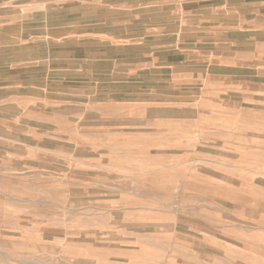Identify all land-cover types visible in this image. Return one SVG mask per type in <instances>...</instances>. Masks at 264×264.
<instances>
[{
    "label": "rangeland",
    "instance_id": "1",
    "mask_svg": "<svg viewBox=\"0 0 264 264\" xmlns=\"http://www.w3.org/2000/svg\"><path fill=\"white\" fill-rule=\"evenodd\" d=\"M30 1L45 2L0 7V264H112L100 253L109 246L133 251V264H170L174 248L189 246L180 228L220 229L228 197L264 201L253 187L264 183L260 145L240 157L218 148L242 141L210 142L212 132H236L221 111L191 115L171 93L156 95L155 77L116 75L106 61L54 75L42 60L27 68L46 56V33H65L29 28ZM127 84L132 104H119L126 97L115 90Z\"/></svg>",
    "mask_w": 264,
    "mask_h": 264
},
{
    "label": "crops",
    "instance_id": "2",
    "mask_svg": "<svg viewBox=\"0 0 264 264\" xmlns=\"http://www.w3.org/2000/svg\"><path fill=\"white\" fill-rule=\"evenodd\" d=\"M10 2L14 13L21 9L20 0H0V7L4 9ZM27 6L29 16L23 19L29 28L65 32L45 34L48 52L44 58L25 61L31 71L37 70V62L42 60L45 72L52 75L86 72L84 65L90 61L97 62L98 69L101 61H106L110 68L105 72L120 76L141 72L157 79L156 95L171 93L180 109L208 120H213L218 110L219 116H224L222 121L226 117L228 124L237 125L236 132H229V127L220 135L212 132L216 140L210 142L231 138L242 144L212 147L241 157V153L254 151L256 145L264 146V0H45L30 1ZM54 12L60 16H54ZM13 21L15 29L20 30V17L14 15ZM16 21L19 24L15 25ZM80 29L82 33L76 32ZM90 29L98 30L95 36H85L84 30ZM17 35L14 31L13 38ZM30 39L37 44V37ZM21 42L19 36L14 41L15 50ZM59 50H63L61 56L56 57ZM130 88L127 84L115 90L126 97L119 104H132L127 97L132 94ZM253 187L257 194L264 195L263 182L254 181ZM220 214V229H193L188 225L176 231L189 246L174 248L170 264L264 262L260 239L264 236V201L257 195L228 197L222 202ZM102 252L108 254L109 263L116 264L120 258L133 264V251L109 246Z\"/></svg>",
    "mask_w": 264,
    "mask_h": 264
}]
</instances>
